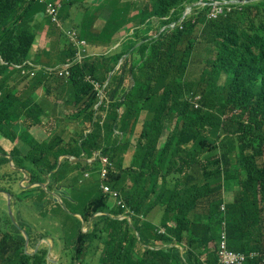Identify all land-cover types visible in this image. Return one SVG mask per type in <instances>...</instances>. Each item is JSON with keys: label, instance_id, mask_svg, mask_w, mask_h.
Segmentation results:
<instances>
[{"label": "trees", "instance_id": "obj_1", "mask_svg": "<svg viewBox=\"0 0 264 264\" xmlns=\"http://www.w3.org/2000/svg\"><path fill=\"white\" fill-rule=\"evenodd\" d=\"M197 1L101 0L94 8L83 0H60L61 27L75 29L80 38L92 45L111 48L120 43L112 51L85 57L70 70L67 81L74 90L75 105L79 107L76 117L82 116L83 122L92 124V131L75 141L78 151L74 154L79 151L91 154L102 146L106 150L102 152L108 154L111 143L107 141V131L110 136L115 130L125 135L129 126L133 132L141 111H146L137 146L143 148L144 156L147 152H160L155 169L160 170L167 151L172 155L169 160L180 158L188 165L192 160L199 168L198 179L192 187L171 192L165 202L175 226L165 225L162 234L157 232L156 224L149 221L140 224L135 216L131 221L119 219L120 208L112 216L107 205L108 195L99 190L82 211L83 220L91 221V227L86 232L78 230L71 251L66 255L63 252L67 260L60 258V264H222L216 246L223 222L230 249L264 252V0L240 5L216 20L206 18L205 8L194 12L184 28L161 32L168 23L179 20L185 4ZM108 3L111 12L104 18L103 26L96 27L90 20L95 18L92 10L103 9ZM127 7H133L135 14L127 12ZM37 10L44 11V4L36 0H0V136L13 143L16 139L26 141L25 130L29 128L22 127L20 122L27 126L39 125L43 114L35 99L37 88L27 83L16 89L10 82L15 72L27 68L28 62L37 63L36 57L40 58L30 57L41 25L30 23L27 17ZM47 25L49 32L56 30L58 48L44 53L45 65H52V57L57 58V64L73 58L76 51L73 45L49 19ZM199 25L200 32L197 31ZM121 31H125L124 37L115 40V35ZM200 41L211 47L215 57L207 58L198 79L189 82L186 74ZM121 59L120 68L116 70ZM111 72L105 98L96 110L98 92L87 77L104 84ZM42 75L35 76L34 80L45 86L50 77ZM128 79L132 85L125 89ZM160 85L163 92L158 99L160 89L155 88ZM195 92L201 94L199 108H194L188 100L190 93ZM98 110L106 112L104 119L101 114L94 116ZM169 114L180 123L175 130L178 135L169 134L158 149ZM187 130L189 136L184 134ZM48 146L35 142L24 155L11 153L14 165L28 170L30 183H45L48 174L57 168V158L64 151L52 152L47 150ZM209 151L213 153L203 156ZM5 153L0 147V164L9 161ZM25 162H30L31 168L25 166ZM209 165H213L212 174L218 182L210 187L206 210V193L202 187ZM61 169L51 176H59ZM112 176L111 173L110 178ZM236 176L243 190H238L235 198L243 202L237 206L226 203L222 210V196L215 197V194L221 193L222 182ZM38 188L42 190L38 197L42 201L46 190ZM198 196L202 198L204 210L193 219L189 210ZM136 198L131 201L128 197L127 203L133 210L140 211L141 200L139 196ZM96 212L102 213L94 216ZM9 223L12 224L10 219ZM19 224L30 239L25 225L20 221ZM17 229V237L5 233L0 239V264H48L46 247L33 255L25 253L26 240ZM143 229L150 231L151 241L145 239ZM157 240L162 246L155 248ZM211 241L215 246L209 245ZM141 243L152 247H143ZM244 264H264V261L261 257H249Z\"/></svg>", "mask_w": 264, "mask_h": 264}, {"label": "crops", "instance_id": "obj_2", "mask_svg": "<svg viewBox=\"0 0 264 264\" xmlns=\"http://www.w3.org/2000/svg\"><path fill=\"white\" fill-rule=\"evenodd\" d=\"M99 1L100 0H84V2L88 4L95 5H97ZM108 15L109 11H104L100 18L95 21L96 25H103L104 18ZM27 17L30 23H40L41 25V28L36 32L35 41L31 46L30 58L34 55L40 56V58L36 57V62L39 65L45 64L46 58L44 53L49 50L55 51L58 48L56 45L58 40L56 37V30L49 32V27L47 25L48 21L43 11L37 10L35 13H29ZM121 32V34L118 33L115 35V40L124 37L125 31ZM92 48L96 51H102L105 47L94 46ZM51 62H53L52 64L54 65L50 66L58 65L55 64L57 63L56 57H52ZM22 85H24V83H21L18 89L22 87ZM131 85L132 83L128 79L124 83V88L127 89ZM35 94V99L43 111L41 124L35 126L36 138L46 139L49 134H56L58 138L63 140L61 142L58 140V143L49 147L51 151L57 149L64 150V154L60 155L57 160V168L61 166L63 161V170L58 179L59 182L54 183L53 191L59 187L65 188L67 190V195H65L63 199H66L67 203H64L68 208L70 206L73 210H78V208L88 200L87 198L92 194L94 196L98 194L95 184L97 182L99 183V175L97 172L100 163L99 158L97 157L99 150H93L91 154H87L84 151H79V153L73 154L78 151L75 143L67 145L64 140H69L72 136H76L77 134H79L78 138L82 135H87L92 131V124L89 121L83 122L82 116L76 117L79 107L75 105L74 90L66 80H50L45 87L37 88ZM122 111L123 108L120 109V114ZM99 114L101 113H97L96 116ZM102 114H105V111L102 112ZM145 118L146 111H141L139 121L134 131L132 132L129 126H127L125 135L116 130L112 136H110V133L107 131L106 138L107 141L111 143L109 146H112L118 139L120 142L118 146H112L107 154L115 169L113 172L114 175L110 181V186L118 190L126 201L128 200V197L133 201V199L139 196V199L141 200L139 208L141 210L137 215L158 224L159 228L164 231V223L165 225H175V221L172 218L173 214L168 212L167 209H164V206L166 205L165 202L170 197L171 192L186 191L188 188L192 187V183L196 182L198 179L199 168L198 164L192 160L189 162V165L187 161H182L180 158L169 160L172 158V155L171 151H167L165 156H163V160L160 162V170H158L159 168H156V170L155 164L159 161L160 152L155 150L152 153L147 152L146 156H144L143 148L137 146L143 130V122ZM175 124L176 119H172V115L169 114V119L162 129V137L159 141L158 149L164 144L167 135L175 131ZM141 141L144 140L141 139ZM0 144L8 153H10V150L12 151L15 146L4 138L0 139ZM192 144L193 142L189 144L191 149ZM18 147L20 153H24V151L27 150V146L24 144H19ZM48 160L49 159H47L46 163L50 162ZM10 170H12L10 163L9 165L3 164L1 167L2 172L9 173ZM165 173L168 174L165 175ZM0 180L2 181L1 178ZM215 183V179L211 180V184ZM177 184H181L179 188H175ZM229 186L236 188L238 187V183L233 181L228 183L226 187ZM20 188L24 190V187L21 184ZM14 189L16 192L20 191L17 185L14 186ZM237 191V188L233 189L231 194L235 196ZM132 193H134V195H132ZM40 194L41 193L36 189L27 192L26 196L28 198L25 200V203L18 202L14 206L16 209L13 208V214L15 215L16 220L21 218L28 224L32 239L30 242L31 247L27 245L30 253L35 252L32 248H35L36 245L39 246V244L44 243V245L48 246L50 244L53 246L51 258L58 260V258L63 257L64 247L62 237L70 239V245H73L77 231L72 232L69 229L66 230L65 217L68 216H65L58 210L55 201L52 198L53 202H48L51 210L48 211L47 215L44 214L45 211L43 210V207L39 205L37 197H34L35 195ZM226 196L228 195L226 194ZM226 196L225 201H229ZM5 204V199L0 198V223L3 226V231L0 232L2 233L8 230L11 234L17 237V231L8 221V212L4 213ZM110 204L114 209L118 208L113 205L112 202H110ZM176 204V206H179L178 203ZM200 209L201 207L195 199L190 206V215L195 214ZM68 210L72 212L70 209ZM6 213L8 214L7 216ZM72 213H76L75 216L77 218L80 216L79 212L73 211ZM38 233H42L47 237L36 244L33 240L38 239ZM143 235L145 237L146 235L151 237L147 230H143ZM156 243L160 244L159 241ZM161 246V244L158 245V247ZM211 246H213V243H211ZM138 248L140 249V247Z\"/></svg>", "mask_w": 264, "mask_h": 264}, {"label": "clouds", "instance_id": "obj_3", "mask_svg": "<svg viewBox=\"0 0 264 264\" xmlns=\"http://www.w3.org/2000/svg\"><path fill=\"white\" fill-rule=\"evenodd\" d=\"M25 1H31V0H25ZM36 1L44 4V11L43 12H44V15L47 18V21L49 19L50 23L58 31H60L63 34V36L66 39V41H68L70 44H72L73 47L76 49V51H75V55H74L73 58L67 59L64 63L58 64V65H55V66H50V65H45V64L37 65V63H35V62H28L27 68L22 69V71L25 72V75L27 77H29V80H28L27 83H29V81L34 80L35 79V76H43L42 74H45L46 76L50 77V80H60V79H64V80L67 81L68 77L70 76V70H71V68L74 65H80L85 57L102 55L104 53H107L109 51L114 50L120 44L119 42H117L116 45H114L111 48H109L108 46L92 45V44H90L86 39L80 38L78 32L75 29H73L71 27H68V28L61 27V25H60L61 24V20H60L59 15H58V10L60 8V0H36ZM127 1L133 2L134 0H127ZM255 1H259V0H241V1L240 0H199L196 3H194V4H185L184 11H183L181 17L179 18V20L176 21V22H170V23H168L166 26H164L161 29V32L163 30H165V29L173 30L176 27H179L181 29L184 28L185 22L193 17V13L194 12L195 13H198L199 11H201V10H203L205 8H207L206 18L209 19V20H216V19H219L222 16H225V15L231 13L234 8H237L240 5H243V4L248 3V2H255ZM99 2H98V4H99ZM48 3H51L55 7V9H56V14L55 15H49V13L47 12L46 8H47V4ZM84 3H86V2H84ZM86 4H88V3H86ZM93 5H94V8L98 6V5H95V4H93ZM195 8H197V10H194ZM106 10L109 11V14H110V12H111V4L110 3H108L103 9H100V10H92L95 13V18H92L91 17L90 20L91 21L93 20V23L96 25L95 21L98 18H100L101 14L104 11H106ZM127 12H130L131 15L135 14V11L133 10V7H127ZM164 19L169 20V17H165ZM194 22H195V19H193V23ZM104 23H105V21H104ZM129 25H131V24H129ZM102 26L103 25H101V26H97L96 25V27H102ZM200 29H201V25L198 26L197 31L200 32ZM151 34H153L154 36H157L155 34V32H152ZM94 46H97V47L98 46L99 47H105V48L102 51H96V50H94L92 48ZM79 52L81 53V58L80 59H78V53ZM214 57H212V58H214ZM121 63H122V59L117 64L116 70L120 68ZM55 64H57V63H55ZM52 65H54V64H52ZM66 66H68V67L66 68ZM9 67H11V66H9ZM40 70H41V72H39ZM112 74H113L112 72L109 74V77H108L107 81L104 84H102L100 82H96V81L92 80L90 77H87V80L94 86V89L98 92L99 101L94 106V108L96 110L99 107V105L102 104L103 99L105 98V88H106V86H107V84H108V82H109L110 77L112 76ZM186 79L189 82H194L198 78L193 79V80H189L187 78V74H186ZM45 86H43V84H42L41 87H45ZM37 88H39V87H37ZM161 88H162L161 85L160 86H157V88H155V90L160 89V91L158 93V99H160V95L163 92V90ZM188 100L194 106V108H199L200 107V101H201V94L200 93H197V92H195V94L190 93V95L188 96ZM100 111L101 110H98L95 113L94 116H96L97 113H101L102 119H104L105 116H106V112H105V114H102V112H104V111H101V112ZM119 113H120V109H119ZM174 118L176 119V124H175V128H174L176 130L180 126V123L178 122L177 117H174ZM19 124L22 127H26L27 126V125L25 126V124L22 123V122H20ZM39 124H41V123H39ZM36 126H38V125H36ZM171 133L178 135V132L177 131H174V132H171ZM184 134H186L187 136H189L190 132L187 130V131L184 132ZM167 137H168V135H167ZM167 137H166V139H167ZM50 138H53L54 140H56V143H58L57 142L58 140H59V142L63 141L61 138H58V136L56 134H49L46 137V139H50ZM4 139H6V140L10 141L11 143H13L11 140H9L7 138H4ZM166 139H165V141H166ZM44 140L45 139H42V140H40V142H43ZM165 141H164V143H165ZM36 142H39V141H36ZM13 144L15 146L12 149V151L10 153H8L6 151V153H5L6 157H8V159H9L8 163H2V164H0V178L2 179V181H4V182H2L0 180V198H4L5 201H6L5 208H4V213L5 212H8V214H9V211H8L9 210L8 209V199H10V202H11V212H12V216H13V219L14 220H12V218H11V216L9 214L8 221L10 219L12 225L14 226V228L15 229L18 228L17 230H19V232L25 237V240H26L25 247H24L25 253L26 254H29V255H33L40 248L46 247L48 251H49V248L51 250V252H50V258H51V253H52V250H53V246L50 245V244L48 246L44 245V243L43 244H39V246L36 245L37 247L35 246V248H32L35 252H31L30 253L28 246L31 247V243L30 242H31L32 239H31V237H30V239H29V237H27L26 230H25V228L22 225L19 224V221L22 222L25 225V227L27 228V230L29 231L28 224L26 222H24L21 218L19 220L17 219L18 220L17 221L15 215L13 214V208L16 209V207H14V206L19 202L18 199L23 198L22 202H19V203H25V200L28 198L26 196L27 195V192L36 189L41 194L40 195H35L34 197H37V200L39 202V205H41L43 207V210L45 211V212L43 211L44 214L47 215L48 211L51 210L50 205H49L48 202H53V200H54L55 201V204H56V207L58 208V210L60 209L59 211L62 212V214H64L65 216H68V217H72L76 222H78V223L80 222L81 223V227L79 229H81L83 232L88 231V229L91 227V221L85 222L83 220V218H82V211H83V209L85 207L86 202H88L90 199H88L82 205V209L81 210H73L70 206L68 208L67 205L64 203V202L67 203V200L66 199H63V197L65 195H67V190L65 188L59 187L58 189H55V191H53L54 183H58L59 182L58 179L60 178L61 173H62V170H63V161H62L61 166L59 168H56L55 170H53V172H51V173L48 174V178L46 179V182L45 183H30V175H29L28 170L27 169H22L19 166L18 167L15 166L14 165V161H13V157H12L11 153H17L16 152V149L19 148L18 145L19 144H24L25 146H27V150L24 151V153H20L21 155H24L26 152H28L31 149V145H29L27 143V141L20 142L18 139H16ZM50 146H52V145H49L47 147L48 148L47 150H50L51 151V149L49 148ZM104 147L105 146H102L101 149H94V150H99L98 153H97V157L99 158V162H100V166L97 169V172H98V175H99V190H101L103 193H105V194L108 195L107 205H108V209L112 212L111 215L114 216L115 211L120 208L121 209V212L117 215V217L119 219H128L129 221H131L132 220V216H135V218L138 219V221H139L140 224L143 221H148V220L144 219L142 216L137 215L140 211L133 210L128 205L126 199L121 195V193L118 190L112 188L110 186V182L108 183V181H111V179L113 177L112 176L110 178V174L112 173L114 175L113 172L115 171V169H114V166H113V163H112L110 157L106 153H103L102 152L103 150H105ZM109 147L111 148L112 146H108V148ZM60 150H62V149H60ZM211 153H213V152L212 151H209L206 154H203V156L210 155ZM60 155H62V154H60ZM17 159H18V157H17ZM57 160H58V158H57ZM9 163H10V165L12 167V170H10L9 173L2 172L1 171L2 165L3 164L9 165ZM24 164H25V166L30 167V168L32 166V164L30 162H25ZM57 165H58V163H57ZM61 167H62V169H61V173H60L59 176H57V177L56 176L55 177L51 176L52 174H54V172H57ZM212 170H213V165H209L207 167V169H206V175H205L204 182H203V187H202V189L206 193V204H207L206 205V210H208V198H209V193L208 192L210 191V187H212L213 185H215L218 182V180H216L214 178V176L212 174ZM23 171H25L26 174ZM27 176H28V179H27ZM243 178H244V176H243ZM214 179L216 180V183L215 184H211V180H214ZM231 179H234V181H236L238 183V187L240 186V180H239V178L237 176L236 177L229 178V180L227 182H222L221 192H222L223 202L220 205V208L222 210L225 209L226 203H229V201H225L226 193L224 195L223 190L226 188V186H227L228 183L233 182ZM19 183L24 187L23 188L24 190H22L20 188V184ZM50 183L52 185H51V188L48 189ZM15 185L18 186V189L20 190L19 192H16L15 191V189H14V186ZM38 187H41L43 190H46V194L43 197L42 201H39V199H38V197L42 195V190H40ZM105 187H108V190H106ZM9 190H11V192ZM99 190H98V193H99ZM58 191H61L60 197H57L56 198L55 196H52V193H57ZM8 194H10V197L8 196ZM236 194H235V196H236ZM207 196H208V198H207ZM211 198H213V196H211ZM226 198H228V196H226ZM135 199L137 200V198H135ZM196 200H197V203L200 205L201 209L198 212H196L195 214L190 215V217L193 218V219L194 218H197V216L200 213H202L203 210H204V207L202 205V198H200V196H198L196 198ZM110 202H112V204L115 205V206H117L118 208L117 209H114L111 206ZM68 209H70L72 212L73 211L74 212H79L80 213V216L77 218L75 216L76 213H72ZM164 209H167L166 206H164ZM167 211L170 212L168 209H167ZM101 213L102 212H96L94 214V216L100 215ZM8 214L6 213V216ZM149 222H151V221H149ZM151 223H153V222H151ZM154 224H156V223H154ZM156 225L158 227V229H157V232L158 233H161V234L162 233H165V230L162 231L159 228L158 224H156ZM164 226H165V223H164ZM170 226H172V225H170ZM173 226H175V225H173ZM143 230H146V229H143ZM5 233H10V232L8 230L2 232L1 233V237ZM29 233H30V231H29ZM77 234H78V231H77ZM149 234L151 235L150 231H149ZM137 235H138V233H137ZM30 236H31V234H30ZM37 237H38L37 240H33V241L36 242V244H38L40 241H42L43 239H45L47 236H45L42 233H38L37 234ZM76 237H77V235H76ZM146 238L152 239V235H151V237H148L146 235ZM75 240H76V238H75ZM227 240H228L227 232H226V229H225V223L223 222V225H222V228H221V231H220L219 241H218L217 246H216V248H218V258H219V262L222 263V264H232V263H236V262H242L241 264H244L249 257L244 256L241 253V251H237V250L230 249L228 247ZM157 241H159V240H157ZM157 241H155V242H157ZM74 243H75V241H74ZM211 243H213V246H215V242L214 241H211L209 243V245H211ZM141 244H142L143 247H147V246L152 247L151 244H144V243H141ZM156 244L157 245L155 246V248H158V245L159 244L158 243H156ZM70 246H72V245H70ZM138 247L141 248L140 245ZM222 250H226V251L230 252L231 255H233V257L231 256L230 258H227V257L225 258L222 255V253H221ZM47 256H48V252H47ZM47 256H46V259H47ZM253 257H261L262 261H264V257L263 256H253ZM253 257H250V258H253ZM51 259L52 260H55L53 258H51ZM62 260H67V258L63 256L62 257ZM47 261H48V264H54L52 261H49V260H47ZM56 261H58L59 264H60V261L61 260H60V258H58V260H56Z\"/></svg>", "mask_w": 264, "mask_h": 264}, {"label": "rangeland", "instance_id": "obj_4", "mask_svg": "<svg viewBox=\"0 0 264 264\" xmlns=\"http://www.w3.org/2000/svg\"><path fill=\"white\" fill-rule=\"evenodd\" d=\"M209 57H214V52L212 51L211 47L209 45H206V44H203L201 41L199 42V44L197 45V48L192 56V59H191V63H190V66H189V69H188V72H187V78L189 80H193V79H196L199 77L201 71L203 70V68L206 66V60L207 58ZM20 72H15L11 78V83L14 84V86L16 87V89L19 87V85L21 83H24V84H27L28 80H29V77H27L25 75V72L22 71V70H19ZM29 83L33 86V87H41L42 84L39 82V81H35V80H32V81H29ZM16 93L20 94V91H17ZM26 126V125H25ZM26 128H29V131H26L25 130V136H26V141L29 145H32L33 143H35L36 141H39L42 140V139H37L35 134H36V128L34 126H26ZM16 133H18L16 131ZM78 135L77 134L76 136H72L69 140H64L65 143H67V145L69 144H74L76 140H79L78 139ZM0 139L1 136H0ZM118 142L115 144V146H118L120 144L119 142V139L117 140ZM43 145H55L56 144V140H54L53 138H50V139H45L43 142H42ZM114 144L112 146H114ZM114 146V147H115ZM0 147L3 148V146L0 144ZM4 149V148H3ZM11 152V150H10ZM17 153L20 154V151H19V148H17ZM25 165V164H24ZM100 166V163L98 165V167ZM27 179H28V176H27ZM232 181H234V179H231ZM96 188L99 190V183L97 182L95 184ZM237 189H239L240 191L243 190V187L240 186V187H236ZM234 188L233 186H229V187H226L223 192H225L227 195H228V199H229V204L230 205H234V206H237V204H240L242 203L243 201L242 200H239L238 198H235L233 196V194H231V191L233 189H236ZM94 195L92 194L89 198L87 199H91ZM218 196H222V192L220 193H216L215 194V197H218ZM82 208L79 207L78 210H80ZM60 210V209H59ZM66 218V221H65V224H66V230H70L72 232H76L79 230V228L81 227V223L79 222H75V220L72 218V217H65ZM0 231H3V226L2 224L0 223ZM0 239H1V233H0ZM63 239V247H64V254H68L70 251H71V246H70V243H71V240L70 239H67L65 237H62ZM145 239L149 240V238H146ZM151 241V239H150ZM139 246V245H138ZM241 253L246 256V257H253V256H263L264 257V252L262 251H257V250H251L249 252H244V251H241ZM233 257V255H231ZM242 262H236V263H232V264H241Z\"/></svg>", "mask_w": 264, "mask_h": 264}, {"label": "built area", "instance_id": "obj_5", "mask_svg": "<svg viewBox=\"0 0 264 264\" xmlns=\"http://www.w3.org/2000/svg\"><path fill=\"white\" fill-rule=\"evenodd\" d=\"M46 10H47V12L49 13V15H55L56 14V9H55V7L51 4V3H48L47 4V8H46ZM81 58V53L79 52L78 53V59H80ZM68 66H66V68H67ZM106 188V190H108V187H105ZM221 253H222V255L226 258H230L231 257V253L230 252H228V251H226V250H222L221 251Z\"/></svg>", "mask_w": 264, "mask_h": 264}, {"label": "water", "instance_id": "obj_6", "mask_svg": "<svg viewBox=\"0 0 264 264\" xmlns=\"http://www.w3.org/2000/svg\"><path fill=\"white\" fill-rule=\"evenodd\" d=\"M9 158H10V157H9ZM23 172L25 173V171H23ZM25 174H26V173H25ZM60 195H61V191H58L57 193H52V196H55L56 198H57V197H60ZM8 196L10 197V194H8ZM8 209H9L8 211H9V214H10L12 220H14V219H13V216H12V212H11V202H10V199H8ZM50 252H51V250H50V248H49L48 256H47V260L52 261L54 264H59L58 261H56V260H52V259L50 258Z\"/></svg>", "mask_w": 264, "mask_h": 264}]
</instances>
